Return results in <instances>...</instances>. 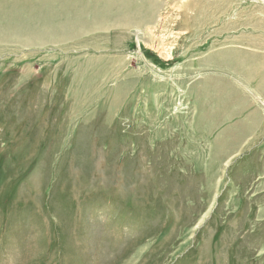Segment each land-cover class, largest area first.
Wrapping results in <instances>:
<instances>
[{"label":"rangeland","instance_id":"obj_1","mask_svg":"<svg viewBox=\"0 0 264 264\" xmlns=\"http://www.w3.org/2000/svg\"><path fill=\"white\" fill-rule=\"evenodd\" d=\"M150 1L0 0V264H264V0Z\"/></svg>","mask_w":264,"mask_h":264},{"label":"bare ground","instance_id":"obj_2","mask_svg":"<svg viewBox=\"0 0 264 264\" xmlns=\"http://www.w3.org/2000/svg\"><path fill=\"white\" fill-rule=\"evenodd\" d=\"M148 1H150V0H148ZM150 2H152V1H150ZM149 5V4H148ZM150 7H151V5H150ZM153 7V6H152ZM8 25V27H7V29H9V35L10 36H12V37H20V36H26V35H30V36H32L34 39H36V40H42V37L44 36V34H46V35H50V36H54L55 35V33L56 32H59L60 30H59V28H55L54 26H50V25H46V27L43 29V30H41V31H39V30H30V29H28V30H24V29H21L22 27L20 26V25H15V24H13V22H11L10 21V23L9 24H7ZM61 29L63 28V26L62 27H60ZM30 41H31V39H29ZM13 41V40H12ZM139 44H140V42H139ZM140 46H141V44H140ZM211 52V51H210ZM210 53L208 52V54L207 55H209ZM208 57V56H207ZM171 59V58H170ZM250 93H256V92H252V91H249ZM257 94V93H256Z\"/></svg>","mask_w":264,"mask_h":264}]
</instances>
